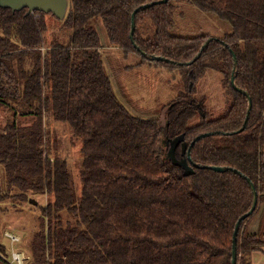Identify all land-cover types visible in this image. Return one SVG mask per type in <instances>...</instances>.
I'll list each match as a JSON object with an SVG mask.
<instances>
[{
	"label": "trees",
	"instance_id": "1",
	"mask_svg": "<svg viewBox=\"0 0 264 264\" xmlns=\"http://www.w3.org/2000/svg\"><path fill=\"white\" fill-rule=\"evenodd\" d=\"M154 1L68 0L64 19L0 6V110L9 112L0 124V203L49 197L35 206L40 229L28 264H232L235 226L254 200L247 178L258 204L240 224L237 264H252L251 254L264 246V233L247 230L264 205V0L152 5L136 14V48L132 14ZM184 2L223 31L176 34ZM48 16L60 24L49 44ZM99 27L124 57L179 69L183 89L168 105L166 124L134 115L121 101ZM233 76L249 96L232 86ZM212 83L220 86V107L208 105L205 87ZM248 97L252 108L239 131ZM50 120L66 124L80 146L78 182L69 160L48 152ZM206 133L191 147V169L168 155L174 146L179 159L187 158Z\"/></svg>",
	"mask_w": 264,
	"mask_h": 264
},
{
	"label": "rangeland",
	"instance_id": "2",
	"mask_svg": "<svg viewBox=\"0 0 264 264\" xmlns=\"http://www.w3.org/2000/svg\"><path fill=\"white\" fill-rule=\"evenodd\" d=\"M175 15L178 35L188 36L187 34L197 33V31H206L211 35H219L223 31V26L213 17L202 14L196 7L184 2L179 4ZM49 30L46 34L47 44L52 40L54 33L60 29V24L52 17H47ZM104 39V37H102ZM104 45V44H103ZM104 62L108 72L112 71L114 88L128 109L137 116L160 118L162 125L166 124L168 105L175 101L179 91L183 89L182 75L179 69L164 67L156 63H146L140 65V57L137 54H131L126 58L120 48L116 46L102 48ZM209 79L217 80L214 72L209 73ZM209 84V81H208ZM219 84L212 83V87H205V92H209L211 100L208 105L211 107H220L223 104L222 97L219 94ZM9 112L0 110V124H5ZM29 124L28 120L23 121ZM79 144H74L70 129L66 124L47 121V149L51 155H57L67 158L70 163L71 173L74 181L78 182V172L82 156L80 155ZM176 164L184 159H179L175 151H169ZM77 191V185L75 184ZM48 196H36L34 203L16 204L12 201L0 203V241L7 245V239L4 237L5 230L12 231L20 238L19 250L25 252L26 256L32 255L28 251V246L33 239L35 232L40 229L39 210L35 207L38 203L46 205Z\"/></svg>",
	"mask_w": 264,
	"mask_h": 264
},
{
	"label": "water",
	"instance_id": "3",
	"mask_svg": "<svg viewBox=\"0 0 264 264\" xmlns=\"http://www.w3.org/2000/svg\"><path fill=\"white\" fill-rule=\"evenodd\" d=\"M168 1L169 0L154 1V2L149 3V4H145V5L139 7L137 10L134 11V13L132 14V25H131V33H130V37H131L132 42L134 44H135L134 33H135V29H136V14L138 13V11H140L142 9H146L148 7H151L152 5H155V4L167 3ZM0 6L5 7V8H11L14 11H21L23 9H27L28 13H33V12L51 13L59 19H64L66 16L67 10H68V0H0ZM210 41H211V39H209L205 43V45L202 47V51L205 50V48L208 46ZM135 47L137 48L136 44H135ZM143 54L146 55V53H143ZM200 55H201V53L197 56V58H199ZM150 58L156 62H162V61L168 62V61H170L169 59H166V58L161 57V56H156V55L151 56ZM231 84L237 91L244 94L245 96H249L248 92H246L243 89L238 88L236 86L235 76L232 77ZM248 99H249V108L247 111V118L245 120L244 126L239 131L244 130L245 125L249 119V114H250V111L252 108V100L250 97H248ZM208 135L209 134H207V133L202 134V135L198 136L192 142L191 146L188 148V151H187V158H184L183 160L179 161V165L185 167L186 169H191V167H189V165H188V161L191 160V158H190L191 147L196 143V141H198L199 139L206 137ZM180 140H182V137H179L178 139H176V143H178ZM185 149H186V145H184V153H185ZM172 151H175L174 146H173V148H171V152ZM212 169L216 172H226L228 170H233L234 172L239 173L237 170H234L231 168H226V167H212ZM247 181L250 183V185L253 189L254 200H253V205H252L251 209L239 218V220L235 226V232L233 235L232 264H237V256H238V254H237V242H238L237 235H238L240 224L242 221H244L245 219H247L249 216H251L254 213V211L257 208V204H258L257 191H256L254 185L251 183V181L248 178H247Z\"/></svg>",
	"mask_w": 264,
	"mask_h": 264
},
{
	"label": "crops",
	"instance_id": "4",
	"mask_svg": "<svg viewBox=\"0 0 264 264\" xmlns=\"http://www.w3.org/2000/svg\"><path fill=\"white\" fill-rule=\"evenodd\" d=\"M98 30H99V35L101 37L102 45L104 44L103 48H104V46L111 47L108 44V40H107V37H106L103 29L101 27H99ZM102 37H104V39H102ZM107 67H109V69L111 71L110 66L108 65ZM110 73L112 74V71ZM111 78H112V75H111ZM112 82H113V79H112ZM113 85H114V83H113ZM247 230L249 232H252V233H264V205L260 207L259 212L257 213V215L248 224ZM1 243H2V241H1ZM3 245L5 247H7L6 244H3ZM251 263L252 264H264V246L261 249L256 250V251H254L251 254Z\"/></svg>",
	"mask_w": 264,
	"mask_h": 264
},
{
	"label": "built area",
	"instance_id": "5",
	"mask_svg": "<svg viewBox=\"0 0 264 264\" xmlns=\"http://www.w3.org/2000/svg\"><path fill=\"white\" fill-rule=\"evenodd\" d=\"M4 237L7 239L5 251L0 249V258L7 260L10 264H28L31 257L19 250L20 238L12 231H5Z\"/></svg>",
	"mask_w": 264,
	"mask_h": 264
}]
</instances>
